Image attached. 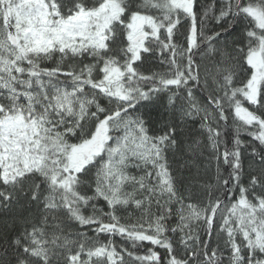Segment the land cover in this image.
<instances>
[{
    "label": "snow or ice",
    "instance_id": "6c2138e0",
    "mask_svg": "<svg viewBox=\"0 0 264 264\" xmlns=\"http://www.w3.org/2000/svg\"><path fill=\"white\" fill-rule=\"evenodd\" d=\"M0 212V264H264V0H0Z\"/></svg>",
    "mask_w": 264,
    "mask_h": 264
},
{
    "label": "trees",
    "instance_id": "16d2710c",
    "mask_svg": "<svg viewBox=\"0 0 264 264\" xmlns=\"http://www.w3.org/2000/svg\"><path fill=\"white\" fill-rule=\"evenodd\" d=\"M209 26L210 27L214 26V22H210ZM216 30H219V29H216ZM235 35H236L237 38H240L239 37V32H237ZM84 62L85 63H91L92 61L90 60V58H85ZM204 63L207 65V67L209 69L214 70V69H212L211 60L205 61ZM41 66L42 67L54 66V61L44 62V63H42ZM148 67H151L153 71H162V69L158 66V62L153 61L152 58H150V62L145 65V68H148ZM202 72H203V70H202ZM61 79H63V77H61ZM196 98H197V100L200 103H202V104L205 103V100L203 98V94L202 93H198ZM164 102H166V100ZM245 106H247V105H245ZM159 111H160V114L162 116H166L167 115L164 112L163 107H161L159 109ZM231 123H232V117L230 115L229 116V124H231ZM198 127H199L198 123L197 124H192V123L188 124L189 130L193 134H197L196 133V129H198ZM241 139L244 140L245 142H248V140L250 138L248 136H246V135H242ZM178 163H179V161H178ZM245 163L247 165L248 161L246 160ZM132 171H133L134 174H139L135 170H132ZM213 172H214V169H213ZM192 202L196 203V201H192ZM105 210H107V209H105ZM16 211H18V209H14V212H16ZM85 214L86 215L91 214L90 210L86 211ZM117 214L118 215H122L124 217H127V216L131 215L133 218H135L136 216L139 215V210H136L134 207H129L126 211L119 212ZM8 219H9L8 215L0 212V246H2L4 244V242H5L4 241V237H5L6 231H7L6 228H5V222ZM70 233L71 234H75V233L86 234L83 237L77 236V235H71L70 238L74 239V240L84 239L85 241H88V242H91L93 240H98V241L103 242V243H108L109 241H111V243L114 246L117 247V251H120L123 248V249H127L128 251H134L136 254H140V255L144 254L145 251L147 250V248L152 247L147 242H145L144 245H142V246L134 247L130 241H127V240H125L124 238H122V237H120L118 235H116V236H108L106 234H101V235L97 236V234L94 233L91 230V228L86 227V226H81V225L76 224V223L69 224L68 227L65 229V234H70ZM155 250L161 251V254L163 255V252H162V250L159 247H156ZM226 254L227 253H225V255ZM126 259H127V257H126Z\"/></svg>",
    "mask_w": 264,
    "mask_h": 264
}]
</instances>
